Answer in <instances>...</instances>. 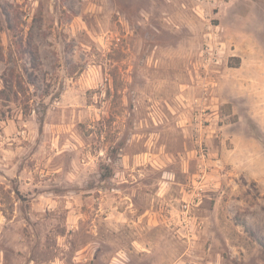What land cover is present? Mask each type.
I'll list each match as a JSON object with an SVG mask.
<instances>
[{
	"label": "rangeland",
	"instance_id": "rangeland-1",
	"mask_svg": "<svg viewBox=\"0 0 264 264\" xmlns=\"http://www.w3.org/2000/svg\"><path fill=\"white\" fill-rule=\"evenodd\" d=\"M0 264H264V0H0Z\"/></svg>",
	"mask_w": 264,
	"mask_h": 264
},
{
	"label": "crops",
	"instance_id": "crops-1",
	"mask_svg": "<svg viewBox=\"0 0 264 264\" xmlns=\"http://www.w3.org/2000/svg\"><path fill=\"white\" fill-rule=\"evenodd\" d=\"M70 205V202H69ZM68 205V207H69ZM69 212V221H68V228H72L74 229L75 227L78 229H80V225H77V222H75V219L72 216V213H74L75 215H77V212H75V209H68ZM97 218L100 217V210L97 211ZM82 212L79 213V215L82 217ZM162 214L160 210L154 209V208H147L146 210H144L143 212L138 213V210L134 208V206H129L127 207V209H115L112 211H109V213L107 214V217L104 216L103 219L105 221H99V225L100 222H105V224H107V226H111V234H113V236H115L117 238V241H114V239H111L113 241V243H118L121 244L123 241H121V239H124V236L121 235V232L124 229H133V233H134V229H138V233L135 234L134 238H130L133 237V234H128V242L133 240V245H139L142 246V248L148 249L147 248V244L149 242L148 237H149V232L153 229V228H158V227H162V224L164 223L163 219H162ZM96 223V220H95ZM103 224V223H102ZM98 228V226H97ZM143 230V231H141ZM67 233L69 234V230L67 231ZM112 236V235H111ZM137 236V237H136ZM119 249V253H126L127 250L125 248H118ZM118 253V254H119Z\"/></svg>",
	"mask_w": 264,
	"mask_h": 264
},
{
	"label": "built area",
	"instance_id": "built-area-1",
	"mask_svg": "<svg viewBox=\"0 0 264 264\" xmlns=\"http://www.w3.org/2000/svg\"><path fill=\"white\" fill-rule=\"evenodd\" d=\"M225 50V43L221 41L218 33H208L201 56L208 64L218 63Z\"/></svg>",
	"mask_w": 264,
	"mask_h": 264
}]
</instances>
